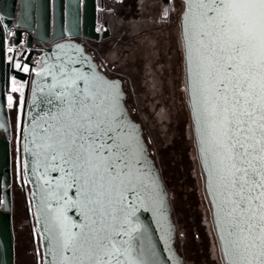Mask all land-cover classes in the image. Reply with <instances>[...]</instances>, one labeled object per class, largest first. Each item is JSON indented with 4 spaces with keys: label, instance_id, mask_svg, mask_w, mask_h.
<instances>
[{
    "label": "snow or ice",
    "instance_id": "6c2138e0",
    "mask_svg": "<svg viewBox=\"0 0 264 264\" xmlns=\"http://www.w3.org/2000/svg\"><path fill=\"white\" fill-rule=\"evenodd\" d=\"M194 27L200 48L190 45L188 54L196 57L197 125L218 186L214 207L226 222L233 264H264V0H199ZM99 86L103 94H93L91 103L74 90L63 123L44 130L45 159L60 161L62 171L67 165L72 182L83 180L77 191L95 217L73 232L65 208H50L48 252L54 264H158L154 249L134 236L139 228L130 214L117 225L125 193L139 199L150 188L157 210L163 202L155 181L137 167L143 147L123 118L119 86ZM66 87L75 89V80ZM211 188L209 181L210 194ZM67 195L56 192L57 204H66ZM121 234L127 239L117 240Z\"/></svg>",
    "mask_w": 264,
    "mask_h": 264
},
{
    "label": "water",
    "instance_id": "95a60500",
    "mask_svg": "<svg viewBox=\"0 0 264 264\" xmlns=\"http://www.w3.org/2000/svg\"><path fill=\"white\" fill-rule=\"evenodd\" d=\"M34 0H30L33 4ZM164 10L168 11L170 0H162ZM15 0H3L1 5V18L5 25L11 22ZM46 6L48 0H44ZM184 7L180 15L179 31L183 53V83L185 101L190 113L193 132V145L198 163L202 192L208 208L213 233L216 238L221 264H233L234 257L230 252L229 237L226 230V222L219 209L214 207L217 200L218 186L212 172V157L208 152V146L201 143L202 129L198 130L197 113L200 101L199 77L197 76L196 57L190 60L188 48L191 45L193 51L200 48L197 42L194 21L198 15L199 0H182ZM41 3V0H38ZM56 10L57 0H53ZM65 11L62 12V8ZM191 8V11H189ZM96 0H60V14L54 12V26L50 34L47 29L43 31L38 27L36 38L41 42L56 41L65 36L83 34L86 37L98 39L96 30ZM18 25H26L19 17ZM16 43L20 39L15 40ZM29 47L32 48L31 44ZM35 51L30 50L27 62L31 63V57ZM96 77L90 81L88 78ZM20 79H28L29 85L25 92L22 126L21 148L24 162V175L29 186L27 197L28 212L31 222L33 237L37 235L41 251L42 264H54V257L48 252L47 236L50 208L63 206L66 211L67 222L71 231L79 232L86 224L91 223L95 217L82 206V196L78 188L83 185V180L72 182L66 176L65 170L60 169V161L45 159L43 143L44 130H52L63 123L62 110L67 109L68 100L74 90L81 93V99L89 96V103L93 94H103L99 86L100 81H107L119 86L120 109L123 118L135 128L136 135L143 147L142 163L137 165L148 174L150 180H154L158 189L163 209L157 210L148 198L150 188H142L144 195L139 199L134 193H125L127 199L122 209L117 206V225L130 214L133 226L139 228L134 236L139 237L141 243L150 246L155 251L158 264H187L184 257L176 247L177 225L173 216V206L170 191L165 183L161 169L151 155L148 142L144 136V130L140 122L136 121L126 105V92L119 78L107 76L99 67L93 56L85 50L82 43L76 41H59L47 49L43 56L42 69L36 72L30 81L25 74L19 75ZM76 82V88L66 87L71 80ZM7 127V126H6ZM8 130V128H7ZM8 132V131H7ZM34 141V142H33ZM10 149L7 137L0 138V264H16L15 237L12 222V198L11 177L9 171ZM209 181H212L211 194ZM71 183V187H68ZM57 185L61 187L57 188ZM67 191V203L61 200L57 204L55 193ZM3 196V208L1 200ZM143 201V202H142ZM87 214V218H86ZM219 214V218H218ZM72 225H75L74 227ZM127 230V228H126ZM223 237V239H222ZM117 240L127 239L126 236L116 237ZM65 257H71V252H65ZM58 259V258H56ZM69 264V262H66Z\"/></svg>",
    "mask_w": 264,
    "mask_h": 264
},
{
    "label": "rangeland",
    "instance_id": "374dc122",
    "mask_svg": "<svg viewBox=\"0 0 264 264\" xmlns=\"http://www.w3.org/2000/svg\"><path fill=\"white\" fill-rule=\"evenodd\" d=\"M161 7L160 0H139L134 9L127 6L128 16L123 21L127 42L110 44L107 56L115 69L130 75L134 93L126 86L130 111L134 110L132 115L144 127L149 149L159 162L177 212L184 213L193 224L185 240L190 264H221L184 101L178 27L184 5L179 1L172 8L175 18L168 48L165 30L147 33L155 30ZM15 233L16 264H42L39 240L37 235L33 237L26 213L15 220Z\"/></svg>",
    "mask_w": 264,
    "mask_h": 264
},
{
    "label": "flooded vegetation",
    "instance_id": "af4514ba",
    "mask_svg": "<svg viewBox=\"0 0 264 264\" xmlns=\"http://www.w3.org/2000/svg\"><path fill=\"white\" fill-rule=\"evenodd\" d=\"M2 1L3 0H0V10ZM138 1L139 0H96V30L99 33L98 39L89 38L84 36L83 34L75 36H65L64 38L58 39L56 41L47 42H41L36 38L38 27L42 31L44 29H47L48 34H50V32L52 31V28L55 23L54 12L56 11L57 15L60 14V0H57L56 10L54 7L53 0H48L47 6L44 0H41L40 4L38 3V0H34L33 4L30 2V0H15L11 22L8 25L4 24L0 13V138L5 136L9 141L10 160L8 168L11 177L10 188L12 198V222L15 237V250V220L22 216H25V213L29 218L28 203H30V201L28 202L27 200L29 194V186L25 179L24 162L21 154V126L25 92L28 87H26L23 94V99H21L20 95L18 94L13 85V81L16 77L19 78V75L24 73L18 68H16L15 63L12 60L8 59L7 46L8 44L15 42L17 38L20 39V42H23L26 39L27 47L24 51H27L28 48H30V50L33 49L36 53L43 49L47 50L54 43L59 41L69 40L82 43L85 47V50L93 56V58L97 61L100 69L107 76L111 78H119L122 81L123 88L126 92V105L129 109L130 114L132 115V111L134 110L130 111V104L128 102V92L126 90V86H129L131 92L133 93L131 77L128 73L115 69V65L111 63V61L108 59L107 48H110L112 45L123 43V41L127 42V40H124L126 29L123 23V21H125L128 16L127 6H129L131 9H134L138 5ZM160 1L162 3V7L159 13V17L157 18V26L155 27V30L152 28L147 33H157L159 31L165 30L167 34L165 44L168 48L170 40L173 38L172 24L175 16L174 12L172 11V8H174L179 1L182 2V0H170L168 11L164 10V3L162 0ZM64 11L65 7L62 8V12ZM19 17H21V22L25 23L26 25H18ZM29 44H31L32 48L29 47ZM133 99L135 100V96L133 97ZM132 117L135 119L133 115ZM154 159L160 167L157 158ZM165 183L169 189L166 180ZM172 206L174 220L177 225L176 247L179 253L184 257L186 263L190 264V261L188 260L189 258L187 257L185 251V240L188 239L189 229L193 224L191 223V221H189V219H186L187 217L184 213L179 214L177 212L173 201ZM1 207L3 208V196L1 200ZM29 224L31 227L30 218Z\"/></svg>",
    "mask_w": 264,
    "mask_h": 264
},
{
    "label": "built area",
    "instance_id": "2783aa9c",
    "mask_svg": "<svg viewBox=\"0 0 264 264\" xmlns=\"http://www.w3.org/2000/svg\"><path fill=\"white\" fill-rule=\"evenodd\" d=\"M27 47V41L26 39L23 42H12L8 44L7 46V54L8 59L12 60L15 63L16 68L21 70L27 78L31 81L34 74L42 69L43 65V56L47 53V50H41L33 54V57L31 59V63L26 62L28 55L30 53V48H28L27 51H24ZM25 67H27V71H25ZM13 85L20 95L21 99H23V94L29 85L28 79H20L16 77L13 81ZM22 142V139H21ZM21 154H22V148H21ZM23 157V156H22Z\"/></svg>",
    "mask_w": 264,
    "mask_h": 264
},
{
    "label": "trees",
    "instance_id": "16d2710c",
    "mask_svg": "<svg viewBox=\"0 0 264 264\" xmlns=\"http://www.w3.org/2000/svg\"><path fill=\"white\" fill-rule=\"evenodd\" d=\"M183 87H184V83H183ZM184 93V92H183ZM184 101H185V94H184ZM185 104H186V101H185ZM186 107H187V104H186ZM187 110H188V107H187ZM188 113H189V110H188ZM189 117H190V113H189ZM191 120V118H190ZM145 131V130H144ZM209 213V212H208ZM221 262V261H220Z\"/></svg>",
    "mask_w": 264,
    "mask_h": 264
}]
</instances>
